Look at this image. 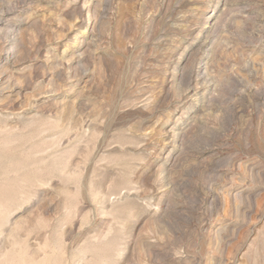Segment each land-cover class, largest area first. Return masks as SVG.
Returning <instances> with one entry per match:
<instances>
[{"label":"rangeland","instance_id":"obj_1","mask_svg":"<svg viewBox=\"0 0 264 264\" xmlns=\"http://www.w3.org/2000/svg\"><path fill=\"white\" fill-rule=\"evenodd\" d=\"M0 264H264V0H0Z\"/></svg>","mask_w":264,"mask_h":264}]
</instances>
